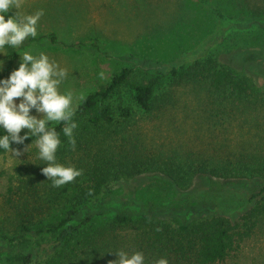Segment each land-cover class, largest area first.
Returning <instances> with one entry per match:
<instances>
[{
    "label": "rangeland",
    "instance_id": "374dc122",
    "mask_svg": "<svg viewBox=\"0 0 264 264\" xmlns=\"http://www.w3.org/2000/svg\"><path fill=\"white\" fill-rule=\"evenodd\" d=\"M212 1L237 16L264 12V0ZM38 10L44 13L37 24L38 35L20 52H44L67 70L59 91L72 94L74 111L116 71L128 67L131 80L147 81L154 73L141 66L144 59L175 60L216 29L212 14L196 0H20L21 16ZM4 52L0 53L4 61L0 78L20 63L19 54L9 61L7 46ZM208 56L251 84L248 101L234 102L225 89L166 76L156 89L153 112L142 110L125 85L110 99L116 119L112 132L90 127V134L81 130L74 135L95 151L96 159L103 155L114 159L121 168L114 167L113 174L123 173L112 175L103 192L89 202L104 214L82 230L80 240H72L73 247H79L74 253L56 234L22 235L19 222L34 216L40 227L64 217L76 199L75 183L53 187L41 171L46 165L37 157L35 145L17 149L19 156L0 155V264H112L118 259L117 251L142 252L144 264H155L161 257L168 264H192L180 262L175 253L167 255L170 250L165 248L153 259L144 247L146 243L151 249L149 229L164 223L177 233H187L196 221L221 211H228L237 222L260 202L261 196L253 205L247 201L264 180L255 170L261 167L252 169L264 165V29H230L201 57ZM121 107H129L131 116L124 117ZM82 154L81 149L61 144L56 162L84 168L92 157L81 160ZM201 159L215 166L235 164L242 176L235 184H225L192 175L191 166ZM122 210L135 212V221L114 230V216ZM85 237H95L96 242L104 239L105 244L96 245L105 248L94 249L95 242L91 249L82 247ZM28 254L31 258L25 263ZM216 264H264V213L250 236L238 241L229 256Z\"/></svg>",
    "mask_w": 264,
    "mask_h": 264
},
{
    "label": "trees",
    "instance_id": "16d2710c",
    "mask_svg": "<svg viewBox=\"0 0 264 264\" xmlns=\"http://www.w3.org/2000/svg\"><path fill=\"white\" fill-rule=\"evenodd\" d=\"M203 8L212 14L216 21V29L213 34H210L206 39L201 41L197 46L188 50L182 51L175 60L172 61H154L144 59L141 66L144 69L152 71L154 75L147 81H133L132 70L124 67L116 71L110 78L109 82L99 89L86 95L79 103L74 111V119L78 127L74 130V135L77 136L81 130L91 133L90 127L102 130H111L116 124L115 113L110 99L113 94L118 92L121 87L128 86L133 92V98L137 105L146 112H153V99L155 92L161 80L166 76L178 78L180 81L190 82L198 86L207 84L208 87L215 90L225 89L229 92L227 95L238 103H244L249 100L253 94L251 84L242 77H238L233 70L219 64L216 57L204 55L208 50L218 43L219 39L224 38L226 32L230 29L245 30L253 27L264 29V12L259 14L255 12L247 13L246 15H233L226 12L223 8L216 5L212 0H196ZM219 38V39H218ZM53 42H56L54 35L51 36ZM33 38H27L22 45L19 46V51L24 49L32 42ZM8 49V59L13 61L17 58V49ZM131 57V55H130ZM201 83L203 85H201ZM121 113L124 117H130L131 111L129 107H121ZM81 121L85 124L80 125ZM56 130L60 133L61 144L69 145L67 138L61 133V125H55ZM23 135V134H21ZM76 139V138H75ZM79 138L76 139L75 147L81 149L85 154L81 155V160L84 157H92V161L87 162L84 168H78L80 175L76 177L72 183L76 185L75 202L66 211V215L59 220L50 221L39 227V222L22 218L20 220V230L22 235L40 236L43 233H53L57 235L60 242H65L67 246L73 250H78L79 247H73L72 240H80L79 234L82 230L90 225L95 216L104 214V210L100 207L98 210L89 206V202L96 199L104 190L106 185L111 180V176H119L123 173H115L112 171L117 167L114 159L111 160L107 155H103L102 159L95 158V151L92 152L89 145H82ZM32 142L29 137L24 141L23 145L12 144L15 149H23ZM60 144V145H61ZM103 151H106L100 148ZM107 152V151H106ZM6 154L0 151V155ZM107 157V159H104ZM242 163V160L237 161ZM241 166L246 167L244 164ZM229 167V168H228ZM228 167L215 166L206 160H198L191 166V174L197 175L208 180H219L225 184L237 183L239 177V169L235 164H230ZM256 167H261L256 168ZM246 168H250L249 166ZM258 172L257 174L264 176V165L258 164L252 169ZM261 188L257 193H252L248 198L249 205L256 203V200L261 196V201L247 209L240 217V220L235 222L228 211L214 212L210 216L196 221L187 233H177L169 224H156L149 229L148 239L151 240L149 251L146 243H138V246H144L147 253L152 255L158 254L164 248L170 250L167 255H174L180 262L192 264H216L224 261L229 254L235 249L238 241L250 236L252 230L257 226L259 217L264 213V180L260 181ZM11 190V189H10ZM98 205H101L100 199L97 200ZM215 209H220L216 205ZM244 211V210H243ZM135 212L132 211H117L113 224L115 229L123 226L131 225L135 221ZM103 234V233H101ZM8 239L7 236H3ZM95 242V248L104 249L105 245L98 246V242L105 244L104 239L96 242L95 237H85L83 246L88 249L93 248L92 243ZM107 242H110L107 239ZM109 244V243H106ZM111 245L107 247L110 252ZM81 248V247H80ZM2 246H0V251ZM96 255L100 253L95 252ZM148 256V257H150ZM31 258V254L24 257L25 263ZM153 259H155L152 256Z\"/></svg>",
    "mask_w": 264,
    "mask_h": 264
},
{
    "label": "clouds",
    "instance_id": "9594fccd",
    "mask_svg": "<svg viewBox=\"0 0 264 264\" xmlns=\"http://www.w3.org/2000/svg\"><path fill=\"white\" fill-rule=\"evenodd\" d=\"M19 8L20 0H0V53L5 54L7 46L17 49L15 52L20 56L19 66L6 78H0V151L19 156L20 151L11 145H23L31 137L27 150L35 145L37 157L46 165L42 173L53 187H61L80 175L79 169L56 162L61 139L55 125H61V133L73 148L74 130L78 127L72 94L59 91L67 70L51 61L44 52L33 55L30 51L18 50L27 38L37 37V24L44 14L43 10H38L35 14L21 16ZM12 10L14 14L9 15ZM3 63L0 60V71ZM32 110L39 115L32 114ZM22 130H26L23 135ZM116 255L118 259L112 264H144L145 260L142 252L129 255L117 251ZM155 264H168V260L161 257Z\"/></svg>",
    "mask_w": 264,
    "mask_h": 264
}]
</instances>
